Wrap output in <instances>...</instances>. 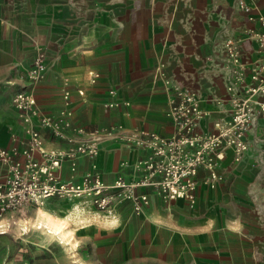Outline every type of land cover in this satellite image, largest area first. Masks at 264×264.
<instances>
[{
	"label": "crops",
	"instance_id": "obj_1",
	"mask_svg": "<svg viewBox=\"0 0 264 264\" xmlns=\"http://www.w3.org/2000/svg\"><path fill=\"white\" fill-rule=\"evenodd\" d=\"M237 1L0 0V147L18 150L28 141L11 96L26 85L20 65L37 48L43 49L47 65L41 81L27 89L40 113L52 115L62 106L67 78L74 124L90 129L117 123L125 131L171 134L166 110L172 94L164 75L199 95L210 114L197 129L211 131L213 121L229 109L225 86L231 72L223 43L259 29ZM242 1L254 14H264V0ZM255 47V40L245 36L244 61L256 58ZM89 70L98 74L95 81L88 78ZM110 100L127 104L109 107ZM34 128L46 148L65 145L36 120ZM247 146L238 160L231 152L225 154L213 187L203 182L208 172L198 170L194 206L182 199L166 203L150 193L138 214L125 201L113 216L92 209L82 222L71 220L84 262L144 264L146 258L149 264H264V216L258 206L264 205V135L259 120L251 127ZM99 149L94 157L77 158L74 169L62 162L58 176L69 180L93 169L104 181L117 173L136 176L132 164L143 149L111 140ZM33 157L41 159L37 151ZM16 158L24 156L18 153ZM6 178L1 163L0 183ZM42 206L70 217L72 203L54 197Z\"/></svg>",
	"mask_w": 264,
	"mask_h": 264
},
{
	"label": "built area",
	"instance_id": "obj_2",
	"mask_svg": "<svg viewBox=\"0 0 264 264\" xmlns=\"http://www.w3.org/2000/svg\"><path fill=\"white\" fill-rule=\"evenodd\" d=\"M237 5L248 19L258 22L259 29L227 37L223 43L225 62L231 72L225 86L229 109L226 115L213 121L209 132L197 129L200 121L210 114L201 106L199 95L164 75V85L172 94L166 110L172 123L171 134L144 128L125 131L117 123L90 129L74 124L67 78L62 89V106L52 115L40 113L36 99L27 89L41 81L47 65L43 49L37 48L32 59L20 65L26 85L17 88L11 96V105L28 141L18 150L0 147V164L7 169V178L0 183V218L25 212L54 197L71 203L82 201L107 217L113 216L125 201L131 203L134 213L142 212L149 203L150 193L166 203L182 199L194 206L198 170L203 168L208 172L203 182L213 187L220 178L217 167L225 154L231 152L234 160L243 155L248 148L251 127L258 120L264 135V14H254L251 6L242 0L237 1ZM245 36L256 43V58L251 61L241 57ZM87 74L91 81L98 75L92 70ZM77 93L83 94L81 89H77ZM108 93L113 96L114 90ZM123 103L127 104L110 100L106 105L118 108ZM35 120L65 145L46 148L44 138L34 128ZM108 140L143 149L141 157L132 164L136 176L129 178L117 173L110 181H104L95 169L69 180L58 176L62 162H69L74 169L77 158L96 156L100 145ZM36 151L40 160L33 157ZM18 153L23 154L22 160L16 158Z\"/></svg>",
	"mask_w": 264,
	"mask_h": 264
},
{
	"label": "rangeland",
	"instance_id": "obj_3",
	"mask_svg": "<svg viewBox=\"0 0 264 264\" xmlns=\"http://www.w3.org/2000/svg\"><path fill=\"white\" fill-rule=\"evenodd\" d=\"M42 205L30 207L29 212L26 210L12 217L6 214L2 216L8 224L5 230L0 231V264H86L80 256L77 245L73 253H70L69 245L64 247L57 240L45 238L40 231H36L31 226L25 228L18 223L20 217L30 220L32 213ZM73 206L76 208L73 209ZM258 206L264 216V205ZM69 207L71 210L67 214L71 213L69 218L74 224L79 223L84 218L83 215L95 210L91 205L82 203V201L72 202V206ZM142 262L149 264L150 261L144 258Z\"/></svg>",
	"mask_w": 264,
	"mask_h": 264
},
{
	"label": "bare ground",
	"instance_id": "obj_4",
	"mask_svg": "<svg viewBox=\"0 0 264 264\" xmlns=\"http://www.w3.org/2000/svg\"><path fill=\"white\" fill-rule=\"evenodd\" d=\"M75 208L76 207L73 209ZM68 217H59L56 214L54 215L49 212L44 206H38L32 214L30 220L20 217L18 219V223L25 228L31 226L36 229V231H40L45 238L49 240H57V242L61 243L64 247L69 245V249L71 250L70 253H73V250L77 245V238H75L74 228L72 227L71 220ZM7 224L8 222L4 220V218L0 219L1 232L2 230H5Z\"/></svg>",
	"mask_w": 264,
	"mask_h": 264
}]
</instances>
